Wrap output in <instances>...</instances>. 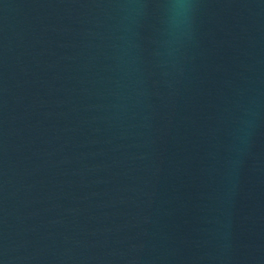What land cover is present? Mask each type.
<instances>
[{
	"label": "water",
	"instance_id": "water-1",
	"mask_svg": "<svg viewBox=\"0 0 264 264\" xmlns=\"http://www.w3.org/2000/svg\"><path fill=\"white\" fill-rule=\"evenodd\" d=\"M0 0V264H264V0Z\"/></svg>",
	"mask_w": 264,
	"mask_h": 264
},
{
	"label": "clouds",
	"instance_id": "clouds-1",
	"mask_svg": "<svg viewBox=\"0 0 264 264\" xmlns=\"http://www.w3.org/2000/svg\"><path fill=\"white\" fill-rule=\"evenodd\" d=\"M168 8L173 29L172 43H176L186 34L191 3L190 0H171Z\"/></svg>",
	"mask_w": 264,
	"mask_h": 264
}]
</instances>
